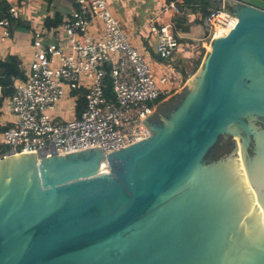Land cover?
<instances>
[{
    "label": "water",
    "instance_id": "obj_1",
    "mask_svg": "<svg viewBox=\"0 0 264 264\" xmlns=\"http://www.w3.org/2000/svg\"><path fill=\"white\" fill-rule=\"evenodd\" d=\"M210 1L201 66L109 168L100 146L0 156V264H264V0Z\"/></svg>",
    "mask_w": 264,
    "mask_h": 264
},
{
    "label": "built area",
    "instance_id": "obj_2",
    "mask_svg": "<svg viewBox=\"0 0 264 264\" xmlns=\"http://www.w3.org/2000/svg\"><path fill=\"white\" fill-rule=\"evenodd\" d=\"M73 3L75 7L61 25L53 28L52 37L33 38L27 79L12 76L14 90L4 101L15 119L2 134L4 147L0 148V156L29 150H44L50 156L52 148L58 154H67L94 145L107 155L149 136L141 115L177 85L176 79L163 76L161 83H169L170 87L158 86L150 63L130 41L107 0ZM168 8L180 11L175 3L165 9ZM224 11L225 7H214L205 15L212 29L211 41ZM9 13L19 17L16 6L12 5ZM12 27L11 20L0 18V45L12 37ZM150 31L156 37L160 57H172L180 46L174 23H160L152 17ZM109 84L112 95L106 92ZM77 89L86 91L81 116L68 121L53 116L57 102L68 91Z\"/></svg>",
    "mask_w": 264,
    "mask_h": 264
},
{
    "label": "crops",
    "instance_id": "obj_3",
    "mask_svg": "<svg viewBox=\"0 0 264 264\" xmlns=\"http://www.w3.org/2000/svg\"><path fill=\"white\" fill-rule=\"evenodd\" d=\"M9 1L11 3V6L12 5L15 6L12 0ZM20 1L30 2V0H20ZM41 1L42 4H45V1L48 2L53 1L54 3L52 7L51 6L45 7L43 14L41 15L36 14L42 16V22H41L42 24H40L41 29L36 32L35 36L31 35L32 34L31 29L34 24L30 22L28 16L31 17L34 15V13L32 12L33 9H31L33 7L27 8L26 12L22 14H20V11L18 10L19 11L18 19L22 20V22L28 21V23H26L28 26L26 25L14 26L12 31V37L6 42L1 43L0 45L1 59L6 57V55L11 51L17 53L21 58V54H20L21 48L24 49L32 48L31 43L34 37H36L37 35L46 36L47 32L53 30V29L48 30L44 26V20L47 16H53L58 11H61L63 15L67 16L75 7L73 0H41ZM107 1L115 4L117 17L121 21H124L123 23L126 25L125 31H127L126 33H128L127 35L130 37V41L132 38H134L135 42L132 43L135 46L137 45V47H141L143 49V52L142 51L141 52L145 55L147 61L152 65L155 63L157 64V66H160L161 61L165 59L161 58L160 55L156 52V37L150 31V25H149L150 19L152 17H155L156 21L160 23L172 21L174 23L175 33L178 34V32L176 31L177 27H176L175 19L178 17H182L186 13L184 12L183 9H180L179 12H176L172 8H168L167 10L165 8L170 3H175L178 6V3H181L183 0H152L151 2L147 3L143 12H141V10L137 9L133 4H131L132 2L130 0H107ZM30 6L32 5L30 4ZM195 7L196 8L194 9V12L192 11H190V13L188 12L186 21L183 23V27H190L192 30L197 26V21L199 20V44L193 45L188 42H186V44L180 43L179 48L183 46L182 47L183 52L181 56L178 57L177 63L175 62L176 63L175 67L177 70H179V73L177 74L178 76L176 77L177 85L173 88V91L176 92L179 89L183 88L189 82V79L192 77V75L195 73L193 72V67L195 65L198 52L200 54L202 49H205V53L203 54L201 63L199 65L200 67L206 53L210 49L212 29L209 23L207 22L205 15L208 10L217 7V5L215 2H211L209 0L205 11L202 10V3L201 4L199 3V5H196ZM141 21L143 22L142 24L140 23ZM202 24H205L206 28H203ZM145 25L146 26L149 25V30L148 29L147 31L145 30ZM20 26H22L24 29L18 30L17 27ZM140 33L143 39L138 37V34ZM179 33L181 34V32ZM208 36L210 38L209 41L207 40ZM31 55L32 52L29 55L30 58L29 61L31 60ZM180 65H183L182 68L180 67ZM22 68L24 69L25 74L27 75L23 61H22ZM186 75H189L187 80H186ZM72 100L75 103L76 98H73ZM6 102L7 101L3 100L2 103L5 107H7L8 105Z\"/></svg>",
    "mask_w": 264,
    "mask_h": 264
},
{
    "label": "trees",
    "instance_id": "obj_4",
    "mask_svg": "<svg viewBox=\"0 0 264 264\" xmlns=\"http://www.w3.org/2000/svg\"><path fill=\"white\" fill-rule=\"evenodd\" d=\"M209 0H183L181 3H178V7L180 9H183L186 13L182 17H178L175 19L176 23V35L178 36L179 43L182 42H188L193 45L199 44V20L197 21V26L191 30L190 27H183V23L186 21V17L188 12L190 11L194 12V9L196 8V5H199V3H202V10L205 11L207 4ZM11 7V3L9 0H0V18H7L12 21L13 27L18 25H26V23L22 22V20H19L18 17L16 18L14 15L9 13V8ZM192 9V10H191ZM208 12V11H207ZM206 12V13H207ZM66 18L65 15L62 14L61 11L56 12L53 16H47L44 20V26L48 30L58 27L61 25V23ZM203 28H206L205 24H202ZM181 32V34L179 33ZM207 40L209 41V36L207 37ZM205 53V49H202L201 53L197 54L196 62L193 67V72H195L202 60L203 54ZM12 76H15L16 78L20 80H26L27 75L25 74L24 69L22 68V60L20 56L17 53L9 52L6 57L0 58V87L2 89V96L0 97V106L3 103V100L5 97L11 96L14 90L13 87V79ZM189 77V75H186V80ZM109 83V81H108ZM106 92L109 95H112V90L110 88V84L106 86ZM73 94H76V101H75V117L78 118L81 116L85 105H86V91L85 89H77L73 90ZM8 124L1 125L0 124V132L7 129ZM233 149V144L226 143L224 146L218 148L217 150H213L209 155L208 159H214L218 158L222 154L226 152H230Z\"/></svg>",
    "mask_w": 264,
    "mask_h": 264
},
{
    "label": "rangeland",
    "instance_id": "obj_5",
    "mask_svg": "<svg viewBox=\"0 0 264 264\" xmlns=\"http://www.w3.org/2000/svg\"><path fill=\"white\" fill-rule=\"evenodd\" d=\"M130 1L132 2L131 4H133L137 9H139V10H141V12H143L147 3L151 2L152 0H130ZM12 2H14L15 6L18 8V10L20 11V14L26 12L27 8L33 7V8H31V9H33V11L32 10H30V11H32L34 13V15L31 17L28 16L30 22L34 24L32 29H31V32H32L31 35H33V36H35L36 32L41 29L40 24H42L41 23L42 22V16H39V15L44 13L45 7H48V6L52 7L54 5L53 1H49V2L45 1V4H42L41 0H30V2H25V1H20V0H12ZM30 4L32 6H30ZM108 4H109V6L112 7V10H113L115 16H117L115 4L110 3V2ZM36 14H39V15H36ZM24 22L28 23V21H24ZM123 22L124 21H121V23L125 29L126 25ZM140 23L142 24L143 22L141 21ZM149 25L148 26L145 25L146 31H147V29L149 30ZM101 26H103L102 23H101ZM20 27H17V29L18 30L24 29L22 26H20ZM54 29L52 31L47 32L45 37H52L53 34L55 33ZM60 33H61V31H60ZM138 37L143 39L141 33L138 34ZM131 42L134 43L135 39L132 38ZM182 43L186 44V42H182ZM182 47L183 46H181L178 49V51L172 57H170L169 59H165V60L161 61L160 66H157V64H155V63L153 65L150 64L151 68H152L153 75H154V79L160 88L170 87L169 83L167 85L161 83L160 79L163 76H166L169 80H171L173 78L176 79V77L178 76L177 74L179 73V70H177L175 66H176L178 57H180L182 52H183ZM138 48L140 51L143 52V49L141 47H138ZM32 50H33L32 48H28V49L27 48H25V49L21 48L20 49L21 59L24 62V66H25L27 75H29L31 72L29 55L31 54ZM182 66L183 65H180L181 68H182ZM174 93H176V91H173L171 94L165 96L162 100H164L166 97H168ZM73 98H75L73 91H68L66 97L63 100H60L59 102H57L55 109L52 111L53 116H55L56 118L66 120V121L75 118V115H74L75 103L72 100ZM3 106L4 105L0 106V122H3L0 124L6 125V124L11 123L15 119V116L13 115V112H12L11 108L9 107V105H7V107H5V106L3 107ZM3 132L4 131L0 132V148L4 147V143L2 142Z\"/></svg>",
    "mask_w": 264,
    "mask_h": 264
},
{
    "label": "bare ground",
    "instance_id": "obj_6",
    "mask_svg": "<svg viewBox=\"0 0 264 264\" xmlns=\"http://www.w3.org/2000/svg\"><path fill=\"white\" fill-rule=\"evenodd\" d=\"M94 146H98V145H94ZM94 146H90V147H94ZM90 147H87V148H90ZM87 148H84V149H87ZM80 150H83V149H80ZM80 150H78V151H80ZM75 152H76V151H75ZM70 153H74V152H70ZM102 153H103V152H102ZM58 155H63V154H58ZM103 156H104V158H105V154H104V153H103ZM238 156H239V166H240V168H241V172H242V174H243V176H244V179H245L246 181H248L247 174H246V169H245V165H244V161H243V155H242V152H241L240 147H239V151H238ZM48 157H51V156H48ZM105 161H106L107 166H108V168H109L108 161H107L106 158H105ZM247 183H248V182H247ZM248 187H249V189L252 191L251 185H250L249 183H248ZM256 205L258 206L259 210H260L261 212H263L262 204H261L259 201H257L256 199L253 198V206H252V207H256Z\"/></svg>",
    "mask_w": 264,
    "mask_h": 264
},
{
    "label": "flooded vegetation",
    "instance_id": "obj_7",
    "mask_svg": "<svg viewBox=\"0 0 264 264\" xmlns=\"http://www.w3.org/2000/svg\"><path fill=\"white\" fill-rule=\"evenodd\" d=\"M157 114H159V111H158V112H156V114H155V115H156V116H158Z\"/></svg>",
    "mask_w": 264,
    "mask_h": 264
}]
</instances>
